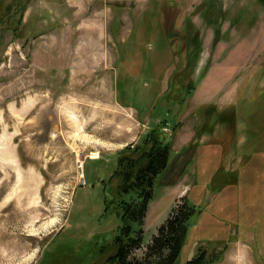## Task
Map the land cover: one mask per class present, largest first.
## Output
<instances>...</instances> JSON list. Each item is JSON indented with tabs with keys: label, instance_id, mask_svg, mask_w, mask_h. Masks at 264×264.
Segmentation results:
<instances>
[{
	"label": "rangeland",
	"instance_id": "rangeland-1",
	"mask_svg": "<svg viewBox=\"0 0 264 264\" xmlns=\"http://www.w3.org/2000/svg\"><path fill=\"white\" fill-rule=\"evenodd\" d=\"M150 127L171 154L132 255L220 168L175 264H264V0H0V264H103V182Z\"/></svg>",
	"mask_w": 264,
	"mask_h": 264
},
{
	"label": "trees",
	"instance_id": "trees-1",
	"mask_svg": "<svg viewBox=\"0 0 264 264\" xmlns=\"http://www.w3.org/2000/svg\"><path fill=\"white\" fill-rule=\"evenodd\" d=\"M186 54L189 55L187 48ZM191 88L186 89L185 93L181 94V100L175 94L178 99L177 102L183 104L186 98L191 95ZM170 96L167 97V100L173 97ZM175 126V124H172L173 129L176 128ZM161 132L163 131L158 127H150L136 144L124 147L117 154L112 173L103 182L104 191L111 193V199H108L106 194L104 196V209L108 210L109 205H112L114 213L119 219L116 233L109 242L101 247V249L106 248L110 251L109 254H106L103 264H175L182 247L185 245L192 217L203 212L199 205L190 200V192L195 186L198 187L199 185L201 187L197 189L195 197L202 196L201 194H204L207 188L214 192L223 189L222 183L217 180L218 171L221 169L215 170L213 166L209 170H215V172L207 182L208 184L205 183V186L203 183H198V181L196 184L194 183L181 198L177 209L158 227L151 241L146 245L144 253L138 258L134 257L132 255L133 250L139 248L143 243V229L141 226L147 212L148 203L153 196V187L169 164L171 146L169 140L165 139V133L161 134ZM209 157H205L207 159L204 163L210 164L211 167V163L207 161ZM182 174L183 171L178 177L180 178ZM238 177L237 174H234L228 184L231 187L237 185L240 182ZM113 181L115 183H112ZM173 183H176V181L170 184ZM230 240L235 241L237 239ZM221 260L220 251L209 253L203 245H199L196 253L183 264H211Z\"/></svg>",
	"mask_w": 264,
	"mask_h": 264
},
{
	"label": "bare ground",
	"instance_id": "bare-ground-1",
	"mask_svg": "<svg viewBox=\"0 0 264 264\" xmlns=\"http://www.w3.org/2000/svg\"><path fill=\"white\" fill-rule=\"evenodd\" d=\"M109 125V124H108ZM122 125V124H121ZM110 127H111V129H109L110 131L109 132H106V131H102V132H104L106 135H108V137L109 136H118L119 138H121L122 137V130H121V128L119 127V131H118V129H117V127H115V125H109ZM105 129V128H104ZM117 129V133H119V135L117 134H115V132H113V130H116ZM108 130V129H107ZM112 130V131H111ZM103 133V134H104Z\"/></svg>",
	"mask_w": 264,
	"mask_h": 264
},
{
	"label": "crops",
	"instance_id": "crops-1",
	"mask_svg": "<svg viewBox=\"0 0 264 264\" xmlns=\"http://www.w3.org/2000/svg\"><path fill=\"white\" fill-rule=\"evenodd\" d=\"M240 250V249H239ZM241 251H242V249H241ZM244 251V250H243Z\"/></svg>",
	"mask_w": 264,
	"mask_h": 264
}]
</instances>
